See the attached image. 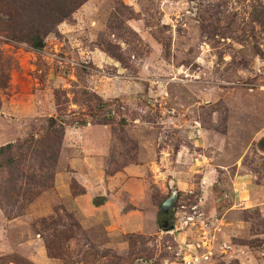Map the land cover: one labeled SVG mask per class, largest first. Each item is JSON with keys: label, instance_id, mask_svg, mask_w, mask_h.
Here are the masks:
<instances>
[{"label": "rangeland", "instance_id": "obj_1", "mask_svg": "<svg viewBox=\"0 0 264 264\" xmlns=\"http://www.w3.org/2000/svg\"><path fill=\"white\" fill-rule=\"evenodd\" d=\"M261 4L88 0L38 47L0 33V264H264Z\"/></svg>", "mask_w": 264, "mask_h": 264}, {"label": "trees", "instance_id": "obj_2", "mask_svg": "<svg viewBox=\"0 0 264 264\" xmlns=\"http://www.w3.org/2000/svg\"><path fill=\"white\" fill-rule=\"evenodd\" d=\"M88 0H0L1 8L0 11L3 14L4 19H0V33L5 37L17 41L20 43H26L33 48L38 47L51 33H55V29L63 22L71 20L73 13L81 7ZM260 10L256 14V24H258L264 33V5L259 6ZM258 8V9H259ZM116 47L108 45L104 48V51L111 57L117 59ZM119 58V56H118ZM4 65L0 62V89H4L7 86V77ZM51 130L55 128V121L51 120ZM63 133H61V136ZM46 154L57 155V148L55 149V140L53 137L47 139ZM61 146V142H60ZM14 148L13 145H7L0 149V172L7 167L8 173L6 174L11 180H14V187L20 188V182L17 180L19 170L11 171L9 166H14L17 162L13 158L5 160L3 158L7 152H10ZM15 163V164H14ZM51 177V178H50ZM54 175L46 178L53 179ZM13 182V181H12ZM13 187V184L8 186L6 195L10 198L22 196V191L18 192ZM6 189V188H5ZM4 190V189H3ZM27 192L29 202L31 203L36 199L37 194L32 190H24ZM18 194V196H17ZM35 197V198H34ZM105 201V199H103ZM1 205V200H0ZM2 208V206H0ZM48 258L53 259L51 251L47 246ZM27 264H32L27 262Z\"/></svg>", "mask_w": 264, "mask_h": 264}, {"label": "water", "instance_id": "obj_3", "mask_svg": "<svg viewBox=\"0 0 264 264\" xmlns=\"http://www.w3.org/2000/svg\"><path fill=\"white\" fill-rule=\"evenodd\" d=\"M176 200H177V191L172 188L170 197L168 199H166L161 204V206L159 208L160 214H164V215L171 214L173 211L174 204H175ZM159 229L163 232H169V231H172L174 229V226L173 225H170L169 227L159 226Z\"/></svg>", "mask_w": 264, "mask_h": 264}, {"label": "crops", "instance_id": "obj_4", "mask_svg": "<svg viewBox=\"0 0 264 264\" xmlns=\"http://www.w3.org/2000/svg\"><path fill=\"white\" fill-rule=\"evenodd\" d=\"M157 226H158V228H159V226H160L159 223L157 224ZM31 261H35L37 264H39V263H38L36 260H34V259L31 260ZM35 262H34V263H35ZM41 262H42L41 264H52V263L48 262V260H47V262H46V261H41Z\"/></svg>", "mask_w": 264, "mask_h": 264}, {"label": "flooded vegetation", "instance_id": "obj_5", "mask_svg": "<svg viewBox=\"0 0 264 264\" xmlns=\"http://www.w3.org/2000/svg\"><path fill=\"white\" fill-rule=\"evenodd\" d=\"M165 217V215L162 216V219Z\"/></svg>", "mask_w": 264, "mask_h": 264}]
</instances>
